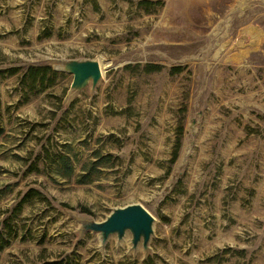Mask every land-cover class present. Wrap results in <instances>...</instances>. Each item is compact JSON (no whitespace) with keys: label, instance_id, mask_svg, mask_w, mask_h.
I'll return each mask as SVG.
<instances>
[{"label":"rangeland","instance_id":"obj_1","mask_svg":"<svg viewBox=\"0 0 264 264\" xmlns=\"http://www.w3.org/2000/svg\"><path fill=\"white\" fill-rule=\"evenodd\" d=\"M151 1L0 0V264H264V0ZM47 56L102 78L29 88ZM129 203L146 248L95 226Z\"/></svg>","mask_w":264,"mask_h":264},{"label":"water","instance_id":"obj_2","mask_svg":"<svg viewBox=\"0 0 264 264\" xmlns=\"http://www.w3.org/2000/svg\"><path fill=\"white\" fill-rule=\"evenodd\" d=\"M257 30H261L258 24H250ZM51 70L71 74V79L63 95V99L71 100L81 89L89 86L93 93L95 86L102 78V65L95 57H46ZM153 216L139 203H129L124 206L113 208L106 218L95 226L104 236L109 232H117L120 238L129 229L131 233V244L135 247L138 241L147 247L146 241L152 232Z\"/></svg>","mask_w":264,"mask_h":264},{"label":"trees","instance_id":"obj_3","mask_svg":"<svg viewBox=\"0 0 264 264\" xmlns=\"http://www.w3.org/2000/svg\"><path fill=\"white\" fill-rule=\"evenodd\" d=\"M155 3H162L161 0H155ZM140 3H145L148 5V3H152L151 0H140ZM163 66L159 63H148L145 66L146 71H152V70H160ZM184 65L177 64L172 65L169 70L171 73H178L181 72L184 69ZM17 70V68H10L9 72L13 73ZM56 75V71H53L50 69L49 65L39 64V65H28L26 66L25 70L21 73L20 79H24L25 77L28 78V87L31 88L34 86V83L37 81L42 86V81L45 77L48 79V83H52L53 77ZM0 133H2V127L0 126ZM176 151L174 152L173 157H175ZM110 157V154H104L103 157H99L98 159L102 158H108ZM58 161L63 167V170L65 173H69L71 171V164L68 162L67 157L64 155H58ZM98 160L95 161L97 163ZM85 177V176H83ZM84 179V178H83ZM83 179H79V181H83ZM32 188L27 189L24 191L19 199L13 204V206L10 209L11 213H14L17 211V209L20 207V204L26 200L27 198L31 197L32 195ZM62 205H65L70 208H77L79 211L83 212H90L89 208L84 206L83 204H75L73 206L68 205L65 202H61ZM6 223V222H5ZM8 243V238L2 237V234L0 233V249ZM43 264H62L61 260H46L43 262Z\"/></svg>","mask_w":264,"mask_h":264},{"label":"bare ground","instance_id":"obj_4","mask_svg":"<svg viewBox=\"0 0 264 264\" xmlns=\"http://www.w3.org/2000/svg\"><path fill=\"white\" fill-rule=\"evenodd\" d=\"M101 65H102V63H101ZM118 240L125 241L128 245H131V236L129 233V229H126L125 233L122 235V237L118 238ZM141 247L146 248L143 245H140V241H138V243L136 244L135 247H133V249L137 250V249H140Z\"/></svg>","mask_w":264,"mask_h":264}]
</instances>
